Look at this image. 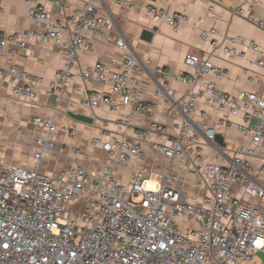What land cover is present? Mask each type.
Listing matches in <instances>:
<instances>
[{
    "label": "built area",
    "instance_id": "2783aa9c",
    "mask_svg": "<svg viewBox=\"0 0 264 264\" xmlns=\"http://www.w3.org/2000/svg\"><path fill=\"white\" fill-rule=\"evenodd\" d=\"M94 1L87 0L83 10L73 12L63 24H51V14L29 2L31 20L37 25H49L40 45L49 40L67 58L66 66L57 71L47 94L59 103L84 89L88 82L106 83L118 99L94 94L86 104L91 110L99 106L110 111L131 108L128 118L120 122L126 128L130 119L152 108L132 87V75L147 71L149 63L139 64L133 58H126L110 71L98 59L92 69L78 74L72 72L78 56L91 49L84 35L101 38L114 25L111 16L97 14ZM113 1L134 8L132 0ZM242 1L244 5L249 2ZM55 4L63 8L61 0H55ZM144 13L148 20L167 25L173 31L188 21L182 12L168 14L153 4H148ZM232 15L243 17L264 30V21L252 12L246 13L243 5ZM64 34L68 36L66 39ZM215 35L212 29H202L200 33L211 48L217 46ZM230 42L235 44L240 40L231 38ZM8 44H14L19 51L26 47L20 34L0 35V48ZM116 46L120 50L126 48L122 39L117 40ZM249 47L261 55L259 45L250 42ZM257 63L264 67L262 58ZM185 64L193 72L177 75L175 79L192 87L186 95L176 98L162 87L155 93L158 98H170L183 116L181 122L171 125L167 143L158 145L157 149L168 160L189 158L190 169L199 176L197 187L205 192L204 196H191L165 181L148 187L151 170L131 163V159L142 157L139 140L131 142L123 137L111 141L106 139L105 132L93 138L91 145L107 152L109 161L131 169L127 186L115 179L109 166L100 174L76 164L70 170L43 175L39 166L53 151L54 135L61 132L75 137L76 131L35 115L31 122L42 134L34 139L33 167L10 165L0 171V264H264L258 257V253L264 255V181L253 177L250 165V158L264 138V87L259 92L228 94L208 79L224 77L223 70L209 58L187 56ZM155 72L163 83L168 80L161 68ZM0 79L7 82L15 96L29 103L37 98L33 85L42 82L16 64L0 70ZM200 96L213 106L226 108L230 116L241 114L246 121L259 119L252 127L235 126L244 134L246 142L233 152L227 165L200 160V139L207 144L214 143L213 129L206 124L204 116L196 123L191 119ZM147 133L166 136L168 128L152 122L139 135L144 137ZM71 151L78 153L75 147ZM260 173L264 175V166ZM235 186H240L252 201L238 197L233 190ZM87 193L90 194L88 204L73 213L71 205ZM139 197L140 202H135ZM177 220L192 225L179 224Z\"/></svg>",
    "mask_w": 264,
    "mask_h": 264
},
{
    "label": "crops",
    "instance_id": "0c3cea01",
    "mask_svg": "<svg viewBox=\"0 0 264 264\" xmlns=\"http://www.w3.org/2000/svg\"><path fill=\"white\" fill-rule=\"evenodd\" d=\"M61 1L63 8L56 5L55 0H0V35L20 34L26 42L23 51H19L14 44L0 48V70L16 64L31 77L42 79L41 84L33 85L37 93L33 103L15 96L7 82L0 79V171L10 165L25 169L33 167L34 139L42 134L41 129L31 122L32 117L37 115L43 119H52L58 127L76 131L75 137L61 132L54 135L53 151L43 158L39 166L43 175L70 170L76 164L94 174H100L104 167L109 166L115 179L127 186L130 183L131 169L109 161L107 152L91 145L93 138L100 137L105 132L108 135L106 139L111 141L123 137L131 142L139 140L142 157L140 160L131 159V163L149 168L151 176L157 178L149 179L148 187H153L154 184L158 186L165 181L168 185L187 191L191 196H204L205 192L197 187L199 176L190 169V159L182 157L168 160L157 149L158 145L167 143L171 136V125L181 122L183 116L173 106L170 98H158L155 93L162 87L180 98L192 89L190 85L175 79L177 75L193 72L185 64L187 56L209 58L214 66L223 70L222 79L208 77L218 90L232 95L241 91L259 92L264 87V67L257 63L259 58L264 60V30L247 22L243 17L233 16L232 12L243 5L246 13L252 12L258 20L264 21V0H249L245 5L242 0H132L133 9L113 0H95L93 5L97 14L111 16L114 25L105 31L104 37L84 35L91 49L78 56L72 72L78 74L80 71L92 69L98 59H102L110 71L115 70L126 58H133L139 64L149 63L147 71L132 75V87L152 108L130 119V125L126 128L121 127L120 122L128 118L131 108L110 111L105 106H99L91 110L86 104L88 97L94 94L118 99L110 93L106 83L88 82L84 89L73 92L69 99L59 103L47 94L57 71L66 66L67 58L49 40L40 45L41 36L46 34L49 25H37L31 20L29 2L42 6L51 14V24H63L73 12L83 10L87 2ZM148 4H153L168 14L182 12L188 21L177 31H173L169 26L152 22L145 17L144 9ZM210 7L213 8L211 11ZM202 29L215 31L216 48H211L207 41L201 39ZM144 31L151 33L149 41L142 39ZM67 37L64 34V38ZM231 38H239L240 42L233 44L230 42ZM118 39L124 40V50L117 48ZM250 42L260 46L261 55L249 47ZM156 68H161L168 75L165 83L155 72ZM69 114L91 121L75 120ZM201 115L213 129L214 135L222 137L223 146L215 141L207 144L200 139V160L217 165L229 164L233 152L246 142L244 134L235 126L252 127L259 122L258 118L246 121L241 114L230 116L226 108L211 105L203 96L197 98L192 121H200ZM152 122L168 128V134L160 136L147 133L141 137L139 133L147 130ZM73 147L77 148L78 153L71 151ZM250 165L253 177L264 181V175L260 173L264 166V138L256 154L250 158ZM233 190L238 197L252 201L242 193L240 186H235ZM89 199L90 194L87 193L71 205V208L78 213L88 204Z\"/></svg>",
    "mask_w": 264,
    "mask_h": 264
},
{
    "label": "water",
    "instance_id": "95a60500",
    "mask_svg": "<svg viewBox=\"0 0 264 264\" xmlns=\"http://www.w3.org/2000/svg\"><path fill=\"white\" fill-rule=\"evenodd\" d=\"M148 1H151V2H154L155 0H148ZM151 37V33L147 32V31H144L142 33V39L145 40V41H149ZM69 116L75 120H79V121H82V122H90L91 120L87 119V118H84V117H81V116H75V115H70ZM214 141L219 144V146H223L222 144V137L219 136V135H214ZM258 257L264 262V255L258 253Z\"/></svg>",
    "mask_w": 264,
    "mask_h": 264
},
{
    "label": "rangeland",
    "instance_id": "374dc122",
    "mask_svg": "<svg viewBox=\"0 0 264 264\" xmlns=\"http://www.w3.org/2000/svg\"><path fill=\"white\" fill-rule=\"evenodd\" d=\"M149 179L154 180V179H157V178H156L154 175H152V176H150ZM140 200H141V197L135 199L134 201H135V202H140ZM73 213H76V212L73 211ZM176 222L179 223V224L188 225V226L192 225V223H190V222H189V223H182V222H180L179 220H177ZM183 225H182V226H183Z\"/></svg>",
    "mask_w": 264,
    "mask_h": 264
}]
</instances>
